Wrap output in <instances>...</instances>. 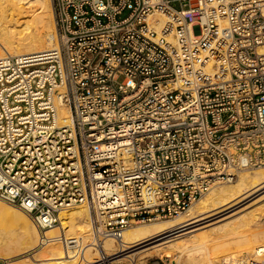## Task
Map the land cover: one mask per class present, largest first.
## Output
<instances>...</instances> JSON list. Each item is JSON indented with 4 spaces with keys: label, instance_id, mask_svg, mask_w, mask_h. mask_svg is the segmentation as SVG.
Masks as SVG:
<instances>
[{
    "label": "built area",
    "instance_id": "2783aa9c",
    "mask_svg": "<svg viewBox=\"0 0 264 264\" xmlns=\"http://www.w3.org/2000/svg\"><path fill=\"white\" fill-rule=\"evenodd\" d=\"M51 2L57 46L0 57V201L121 241L264 167V0Z\"/></svg>",
    "mask_w": 264,
    "mask_h": 264
},
{
    "label": "bare ground",
    "instance_id": "6f19581e",
    "mask_svg": "<svg viewBox=\"0 0 264 264\" xmlns=\"http://www.w3.org/2000/svg\"><path fill=\"white\" fill-rule=\"evenodd\" d=\"M56 46L51 0H0V57ZM93 234L86 205L57 213L56 223L44 228L15 203L0 201V264H138L155 258L245 264L257 260L264 245V167L214 185L178 217L127 228L121 241L99 243Z\"/></svg>",
    "mask_w": 264,
    "mask_h": 264
},
{
    "label": "rangeland",
    "instance_id": "374dc122",
    "mask_svg": "<svg viewBox=\"0 0 264 264\" xmlns=\"http://www.w3.org/2000/svg\"><path fill=\"white\" fill-rule=\"evenodd\" d=\"M253 256V255H251ZM167 258H163L162 260L158 258L155 259H143V261L141 260L140 263L138 264H170V262L168 261ZM146 260V261H145ZM118 264H128L126 261H120Z\"/></svg>",
    "mask_w": 264,
    "mask_h": 264
}]
</instances>
